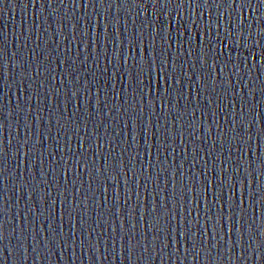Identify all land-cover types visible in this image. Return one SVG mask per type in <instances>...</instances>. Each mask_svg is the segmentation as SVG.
I'll return each instance as SVG.
<instances>
[{
	"label": "water",
	"instance_id": "water-1",
	"mask_svg": "<svg viewBox=\"0 0 264 264\" xmlns=\"http://www.w3.org/2000/svg\"><path fill=\"white\" fill-rule=\"evenodd\" d=\"M0 264H264V53L0 80Z\"/></svg>",
	"mask_w": 264,
	"mask_h": 264
}]
</instances>
